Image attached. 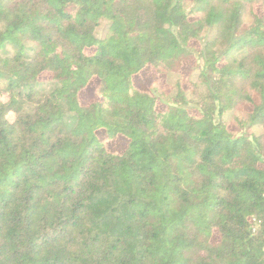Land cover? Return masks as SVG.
<instances>
[{
	"label": "trees",
	"instance_id": "16d2710c",
	"mask_svg": "<svg viewBox=\"0 0 264 264\" xmlns=\"http://www.w3.org/2000/svg\"><path fill=\"white\" fill-rule=\"evenodd\" d=\"M0 264H264V0H0Z\"/></svg>",
	"mask_w": 264,
	"mask_h": 264
},
{
	"label": "rangeland",
	"instance_id": "374dc122",
	"mask_svg": "<svg viewBox=\"0 0 264 264\" xmlns=\"http://www.w3.org/2000/svg\"><path fill=\"white\" fill-rule=\"evenodd\" d=\"M196 72H194L192 78L195 79L196 78ZM152 78L150 71H145L144 73H142L139 78L137 79V82H148L150 81ZM164 84V82H162ZM94 97L93 91H92V86L90 85L86 90H84L83 92H81L80 94V99L82 102H87L88 100L92 99ZM126 143V140L122 137H117L115 138V140H113L112 142H110V144H108V147L116 149V150H121L124 145Z\"/></svg>",
	"mask_w": 264,
	"mask_h": 264
},
{
	"label": "clouds",
	"instance_id": "9594fccd",
	"mask_svg": "<svg viewBox=\"0 0 264 264\" xmlns=\"http://www.w3.org/2000/svg\"><path fill=\"white\" fill-rule=\"evenodd\" d=\"M9 115H11V114H9Z\"/></svg>",
	"mask_w": 264,
	"mask_h": 264
}]
</instances>
